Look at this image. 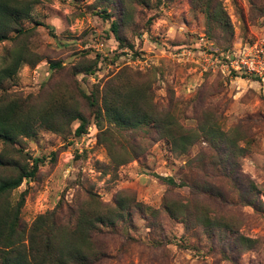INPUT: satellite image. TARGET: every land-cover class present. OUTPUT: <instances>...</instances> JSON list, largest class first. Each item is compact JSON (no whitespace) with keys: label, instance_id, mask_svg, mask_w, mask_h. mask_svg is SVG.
<instances>
[{"label":"rangeland","instance_id":"374dc122","mask_svg":"<svg viewBox=\"0 0 264 264\" xmlns=\"http://www.w3.org/2000/svg\"><path fill=\"white\" fill-rule=\"evenodd\" d=\"M30 1L29 16L20 19L24 33L0 42V68L17 48L29 51L32 59L18 68L12 81L0 85V104L16 101L34 111L46 108L43 112L50 108L54 117L65 102L88 119L87 130L99 137L78 88L97 94L119 69L128 67L152 81L158 112L171 111L186 128L207 119L237 134L242 151L233 156L224 146L199 138L187 154H178L154 128L110 127L118 152L128 159L133 156L116 166L99 141L92 147L85 141V152L75 155L77 120L63 134L34 117L30 136H19L9 146L0 140V153L15 161H23L21 154H55L53 161L39 166L34 179L23 180L10 193L14 200L25 192L20 222L24 235L38 215L51 211L61 199L74 205L87 202L90 193L105 204L133 200L130 216L97 237L96 247L106 255L99 264H264V92L253 76L200 71L192 62L175 61L177 46H196L202 37L218 48L192 0H152L151 8L108 0L105 13L110 19L93 12L103 9L102 0ZM220 2L233 27L229 47H264V0ZM112 19L122 42L109 31ZM93 61V74L76 73ZM11 173L10 166L0 169L1 177ZM169 177L175 184L167 182ZM169 200L186 203L190 212L204 208L228 227L212 232L192 217L185 227L165 211ZM239 236L256 242L248 248Z\"/></svg>","mask_w":264,"mask_h":264},{"label":"trees","instance_id":"16d2710c","mask_svg":"<svg viewBox=\"0 0 264 264\" xmlns=\"http://www.w3.org/2000/svg\"><path fill=\"white\" fill-rule=\"evenodd\" d=\"M107 1L102 0L103 9L93 11L95 15L103 19L111 18L110 14L105 13ZM120 2L127 7L132 5L152 7V0ZM161 2L157 0V3ZM192 4L203 14L208 38L216 39L218 48H213L214 52L216 54L220 51L229 52L233 27L220 0H192ZM31 6L30 0H0V42L10 39V34L19 36L24 33L20 19L29 16ZM260 13H263V10L260 9ZM118 26L117 21L112 19L109 31L115 40L122 42ZM7 58L8 63L0 68V85L4 81H12L18 68L22 64L30 63L32 59L29 51H22L20 48L10 51ZM96 69L97 62L93 61L89 65H82L76 73L91 75ZM232 74L235 77L239 75L246 77L244 73ZM78 92L91 109L94 124L99 129L95 145L98 141L103 144L116 166L130 161L133 156L129 155L128 159L118 152L110 127L127 131L143 127L154 128L161 138L170 143L172 151L178 154H187L199 138L216 147L224 146L233 156L242 151L237 146L239 141L237 134L225 131L207 119L195 127L186 128L171 111L158 112L153 102L152 81L140 71L122 67L104 83L97 94L86 93L81 88H78ZM63 104L55 116L51 117L50 108L49 112H43L46 108L34 111L29 104H20L16 101L1 103L0 140L9 146L10 143L16 142L19 136H30L34 130V117H39L40 121L46 123V128L50 131L63 134L70 131V123L77 120L78 125L74 129L72 140L87 134L88 119L75 107L65 102ZM105 123L108 126H104ZM119 148L126 152L124 146ZM17 151L19 154L22 153L20 150ZM84 152L83 149L81 154L75 152V155L81 156ZM21 156L22 162L0 153V169L10 166L12 170L11 174L0 176V264H99L106 255L103 250L96 247L97 237L104 232L103 230L109 232L114 230L119 222L130 216L128 206L133 200L127 202L117 199L114 204H105L98 196L90 193L87 195L88 198L86 197L87 202L84 200L74 205L61 199L51 211L38 215L24 235L20 222L25 192L14 200L10 199V193L17 189L23 180L34 179L39 166L47 160L53 161L55 154L41 157H29L25 154ZM166 180L170 184H175L171 177ZM164 209L170 218L180 220L185 227L191 217L212 232L228 227L226 221L210 218L204 208L196 207L194 212H190L186 203L176 200L166 201ZM238 240L248 248L253 247L256 242L255 239L244 236H239Z\"/></svg>","mask_w":264,"mask_h":264},{"label":"built area","instance_id":"2783aa9c","mask_svg":"<svg viewBox=\"0 0 264 264\" xmlns=\"http://www.w3.org/2000/svg\"><path fill=\"white\" fill-rule=\"evenodd\" d=\"M212 44L203 37L196 46L187 47V45L177 46L173 57L178 63L192 62L200 71H216L230 73H244L253 76L264 92V47L253 43L245 45L242 48L231 49L229 52H214ZM88 128L87 134L72 140L73 149L81 154L85 148V141L95 145L96 135L90 134ZM91 135V136H88Z\"/></svg>","mask_w":264,"mask_h":264}]
</instances>
